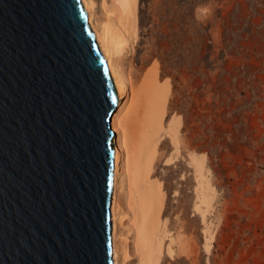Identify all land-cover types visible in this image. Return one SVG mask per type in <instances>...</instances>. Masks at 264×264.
<instances>
[{
	"label": "water",
	"instance_id": "water-1",
	"mask_svg": "<svg viewBox=\"0 0 264 264\" xmlns=\"http://www.w3.org/2000/svg\"><path fill=\"white\" fill-rule=\"evenodd\" d=\"M120 99L82 0H0V264H113Z\"/></svg>",
	"mask_w": 264,
	"mask_h": 264
},
{
	"label": "rangeland",
	"instance_id": "rangeland-1",
	"mask_svg": "<svg viewBox=\"0 0 264 264\" xmlns=\"http://www.w3.org/2000/svg\"><path fill=\"white\" fill-rule=\"evenodd\" d=\"M140 6L148 14L143 27L163 37V49L174 44L187 59L192 48L196 52V133L187 150L204 159L206 202L199 212L186 154L177 171H165L162 160L158 170L167 175L171 213L166 242L174 250L166 264H264V0H148ZM179 82H167L172 98ZM172 150L167 138L159 152Z\"/></svg>",
	"mask_w": 264,
	"mask_h": 264
},
{
	"label": "bare ground",
	"instance_id": "bare-ground-1",
	"mask_svg": "<svg viewBox=\"0 0 264 264\" xmlns=\"http://www.w3.org/2000/svg\"><path fill=\"white\" fill-rule=\"evenodd\" d=\"M145 1L82 0L121 98L111 120L115 132L113 264H166L167 257H174L166 242L171 213L167 175L158 170L162 160L165 171H177L184 167L180 157L186 154L197 181L196 209L200 212L206 202L204 159L187 150L196 133V52L192 48L187 59L174 44L163 49V37L143 27L148 14L140 3ZM176 78L180 82L172 98L167 82ZM167 138L172 152H159L166 148ZM179 250L187 253L184 245Z\"/></svg>",
	"mask_w": 264,
	"mask_h": 264
}]
</instances>
